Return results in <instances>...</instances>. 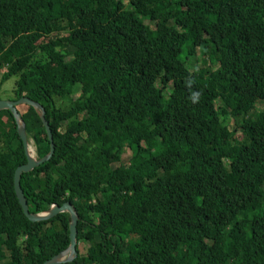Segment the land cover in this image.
Instances as JSON below:
<instances>
[{
  "label": "trees",
  "instance_id": "16d2710c",
  "mask_svg": "<svg viewBox=\"0 0 264 264\" xmlns=\"http://www.w3.org/2000/svg\"><path fill=\"white\" fill-rule=\"evenodd\" d=\"M11 77L53 144L20 175L28 212L77 216L63 264H264V0H0V86ZM15 110L38 160L39 113ZM24 163L2 110L0 264L68 247L67 213L22 214Z\"/></svg>",
  "mask_w": 264,
  "mask_h": 264
},
{
  "label": "water",
  "instance_id": "95a60500",
  "mask_svg": "<svg viewBox=\"0 0 264 264\" xmlns=\"http://www.w3.org/2000/svg\"><path fill=\"white\" fill-rule=\"evenodd\" d=\"M17 105L29 106V107L37 110L39 113V120L42 124V127H43L45 135H46V139L48 142V152L38 160H35V158H32L28 155V152H27V144L28 143H27L25 131H24L23 125L21 123L20 117L15 110V106H17ZM2 110L8 111L16 123V134H17L19 140L21 141V144L23 147V153H24V157H25V163L16 167L14 169L13 175H12L13 193H14L16 201H17V203L21 209L22 214L31 223L50 219V218H52V217H54L60 213H63V212L67 213L69 216V219H70V222L68 225V247H67V249L64 252L54 256L52 259H50L49 261H46L42 264L69 263L76 257V252H75L76 229H75V226L77 223V216H76L73 208L68 203H63L61 206H52L50 208V210L46 213H42V214L29 213L28 209H27L26 202H25V198H24L23 193H22L20 186H19L20 175L26 174V173L30 172L32 169L41 165L42 163L48 161V159L50 158L52 151H53L51 134H50V131L48 128L47 121L44 119L43 110L38 104L31 102L26 98H19L17 100H0V111H2ZM63 253H67V257L62 259V260H58L57 258Z\"/></svg>",
  "mask_w": 264,
  "mask_h": 264
},
{
  "label": "rangeland",
  "instance_id": "374dc122",
  "mask_svg": "<svg viewBox=\"0 0 264 264\" xmlns=\"http://www.w3.org/2000/svg\"><path fill=\"white\" fill-rule=\"evenodd\" d=\"M18 64L21 65V61H18ZM199 68H204L206 67V64L205 63H202L200 65H198ZM214 67V66H213ZM212 67V68H213ZM4 70H1V73H3ZM15 78L14 77H11L9 78L8 80L4 81L1 86H0V99L1 100H9L12 96H11V88H12V84L14 82ZM233 120V119H232ZM232 120L231 118H226V124L228 126L229 129H232L234 127L233 123H232ZM234 123H236L235 125H237L239 123V120L236 119L235 121H233ZM237 129V128H236ZM245 129H237V132L236 134L234 135L235 139L237 140H241V138L243 137V135L245 134ZM27 152H28V155L32 158H34V148H33V145H32V142L29 141L28 144H27ZM41 152L43 153H47L48 150H47V145H43L42 148H41ZM131 156V152L129 150H124L122 156H121V159L122 161H128L129 158ZM115 174L119 177L122 175V171L120 168H117L115 170ZM78 251L79 253H82L83 252V249L79 246L78 248ZM260 253H262V249H260ZM67 257V253H63L61 254L57 259L58 260H62L64 258Z\"/></svg>",
  "mask_w": 264,
  "mask_h": 264
}]
</instances>
